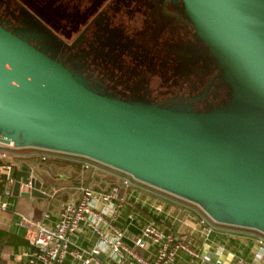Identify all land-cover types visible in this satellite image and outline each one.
<instances>
[{
    "label": "water",
    "instance_id": "95a60500",
    "mask_svg": "<svg viewBox=\"0 0 264 264\" xmlns=\"http://www.w3.org/2000/svg\"><path fill=\"white\" fill-rule=\"evenodd\" d=\"M178 2L227 90L223 105L187 112L116 100L0 27V143L87 159L214 224L264 235V0ZM20 168L11 196L46 199L40 167Z\"/></svg>",
    "mask_w": 264,
    "mask_h": 264
},
{
    "label": "crops",
    "instance_id": "0c3cea01",
    "mask_svg": "<svg viewBox=\"0 0 264 264\" xmlns=\"http://www.w3.org/2000/svg\"><path fill=\"white\" fill-rule=\"evenodd\" d=\"M3 163L11 165V177L15 169H21L22 163L34 168L40 167L37 172L48 183L46 192L48 195L52 192L54 194L46 199L15 198L11 196V186L3 179L0 180V204H6L3 209L0 208V232L9 237L7 243L5 239L0 240V264L24 263L17 256L29 250L23 238L28 224L42 221L46 226H51L61 203L76 200L80 187L87 186L97 192H106L120 178L118 173L97 164L84 169L80 158L50 155L40 161L28 150L9 152L4 159H0V164ZM118 199L121 208L114 224L123 232L125 245L131 247L141 230L151 224L161 231L175 233L198 254V258H192L179 251L172 264H235L237 260L254 263L257 249L261 247L264 250V240L261 245L255 243L258 233L214 224L208 220L206 225L210 232L204 238L195 226L196 220L203 214L194 205L149 187L138 184L121 186ZM42 212L48 214L47 219H40L39 213ZM96 240L92 232L81 227L70 237L68 250L78 252L85 258ZM136 251L145 260L152 262L155 245L147 244L146 248ZM95 258L100 264H114L108 250L99 252ZM63 263L80 264V260L68 254ZM261 264H264V255Z\"/></svg>",
    "mask_w": 264,
    "mask_h": 264
},
{
    "label": "rangeland",
    "instance_id": "374dc122",
    "mask_svg": "<svg viewBox=\"0 0 264 264\" xmlns=\"http://www.w3.org/2000/svg\"><path fill=\"white\" fill-rule=\"evenodd\" d=\"M150 7L161 9L160 0H116L114 5H105L82 32L89 45L85 49L78 45L69 55L76 53L78 63L70 66L67 58L63 66L74 75L80 73L82 80H98L92 88L119 101H143L187 112L223 105L227 90L219 81L208 88L211 98L197 99L217 73L204 45L191 30L174 25L171 18L163 15L158 14V20L151 16L144 29L139 13ZM166 10H170L168 6ZM65 11L58 8L59 16ZM22 37L51 59L58 57L52 45L45 51L43 45L48 41L45 43L42 34L35 33L34 42ZM81 72L86 73V78Z\"/></svg>",
    "mask_w": 264,
    "mask_h": 264
},
{
    "label": "built area",
    "instance_id": "2783aa9c",
    "mask_svg": "<svg viewBox=\"0 0 264 264\" xmlns=\"http://www.w3.org/2000/svg\"><path fill=\"white\" fill-rule=\"evenodd\" d=\"M17 150H28L36 155L40 161L50 155L71 156L34 148L18 149L14 148L12 144L0 143V159H4L9 152ZM80 159H82L81 167L84 169L94 164L87 159ZM11 171L12 167L9 163L0 164V180L3 179L9 186L13 183ZM118 174V177H120L118 182L110 186L106 192H97L87 186L80 187L76 200L61 203L56 220L51 226H46L42 221L28 224L29 226L25 228L23 238L29 250L21 252L17 259H23V264H64L65 257L71 254L80 260V264H100L95 257L104 250H108L109 258L114 264H172L179 251L192 258H198L197 252L181 237L171 231H161L151 224L146 225L141 230L140 234L133 240L131 247L123 243V232L114 224L121 208V202L118 199L120 187H128L133 184L145 185L132 180L127 175ZM31 188L29 182L20 184L19 192H28ZM46 194L51 198L54 192L49 195L46 192ZM5 205V203H1L0 208L3 209ZM39 216L41 220L48 218L46 212L39 213ZM207 220L203 215L195 222V226L204 238L210 232L206 225ZM22 221L25 220L22 219ZM81 227L88 229L97 238L96 244L85 258H82V255L78 252H69L68 250L70 237ZM258 235L259 237L255 243L261 245L264 235L259 233ZM147 244L155 245L152 262L145 260L136 251L146 248ZM256 254L257 259L254 263L237 260L235 264H261L264 250L259 247Z\"/></svg>",
    "mask_w": 264,
    "mask_h": 264
},
{
    "label": "flooded vegetation",
    "instance_id": "af4514ba",
    "mask_svg": "<svg viewBox=\"0 0 264 264\" xmlns=\"http://www.w3.org/2000/svg\"><path fill=\"white\" fill-rule=\"evenodd\" d=\"M148 1L155 3L156 0ZM115 2L116 0H0V27L23 40L24 38L22 35H25V37H28V39L33 42L34 38L36 41L35 33L37 35L42 34L46 39L45 43L48 41L46 45H43L45 51L49 48V45H52L58 53V57L53 60H60L62 63L63 60L68 58L70 66H74L78 63L77 55L74 56L76 53H74L73 57H69V55L73 54L78 45L82 46L81 49H83V47L85 49L86 45H89L88 39L86 41V37L82 33L84 28L90 22L92 24L95 16L97 17L100 14V11L105 5L108 7L109 5H114ZM160 3L161 9L159 8V10L156 7H150L143 9L144 11L139 13L142 14L141 23L144 24V29H146V25L149 22L148 19L154 16L155 20H158L159 14L171 18V22L174 23V25H182L194 33L182 14L178 0H160ZM166 6H168L170 10H166ZM58 8H64V10H66L65 14L63 13V15L59 16ZM29 28L31 29L29 30ZM32 30H34V32H32ZM27 43L31 45V43ZM42 52L45 54L44 51ZM67 69L69 70V68ZM91 72H93V69H91ZM81 74L84 77L86 76L84 72H81ZM89 74L90 73H87V75ZM75 76H77L91 91L101 93L92 88L93 82L98 80L91 78L87 79L90 80V82L85 81L86 79L82 80L80 73ZM216 81L220 82L218 71L206 86L203 95L197 99L203 98L204 96L211 98L208 88ZM102 82L104 83L103 80Z\"/></svg>",
    "mask_w": 264,
    "mask_h": 264
},
{
    "label": "trees",
    "instance_id": "16d2710c",
    "mask_svg": "<svg viewBox=\"0 0 264 264\" xmlns=\"http://www.w3.org/2000/svg\"><path fill=\"white\" fill-rule=\"evenodd\" d=\"M9 237H7V235L6 234H4V233H2V232H0V240H3V239H5V243H7V239H8Z\"/></svg>",
    "mask_w": 264,
    "mask_h": 264
}]
</instances>
